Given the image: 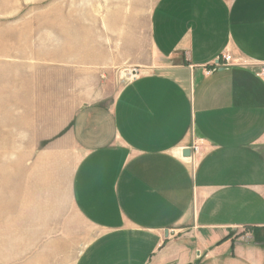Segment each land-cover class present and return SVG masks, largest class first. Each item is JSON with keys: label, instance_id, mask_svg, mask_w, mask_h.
<instances>
[{"label": "crops", "instance_id": "crops-1", "mask_svg": "<svg viewBox=\"0 0 264 264\" xmlns=\"http://www.w3.org/2000/svg\"><path fill=\"white\" fill-rule=\"evenodd\" d=\"M108 1L6 110L8 262L264 264V0Z\"/></svg>", "mask_w": 264, "mask_h": 264}, {"label": "rangeland", "instance_id": "rangeland-1", "mask_svg": "<svg viewBox=\"0 0 264 264\" xmlns=\"http://www.w3.org/2000/svg\"><path fill=\"white\" fill-rule=\"evenodd\" d=\"M108 4V0H0V178L5 179L8 170L22 169L25 160L13 158V151L28 146L17 142L21 137L15 135L13 126L21 119L13 115L17 111H8L11 117H7V108L22 103L18 94L23 87L28 92L46 85L56 65L53 56L64 44L62 29L73 22L86 24V7ZM132 68L120 71L114 87L130 79L128 71ZM114 87L113 92L117 89ZM1 211L6 213L8 208L0 207ZM4 218L0 215V264H15L8 260L19 257L8 252L16 250L18 239L7 237L8 228L13 231L15 227Z\"/></svg>", "mask_w": 264, "mask_h": 264}, {"label": "built area", "instance_id": "built-area-1", "mask_svg": "<svg viewBox=\"0 0 264 264\" xmlns=\"http://www.w3.org/2000/svg\"><path fill=\"white\" fill-rule=\"evenodd\" d=\"M232 60L231 57L229 55H222V61H220L219 59L216 60V62L214 63V68H219V67H226L231 65ZM264 71V69H263ZM128 74L130 76V79L134 78L135 76L138 75V70L132 68L128 71ZM191 153L190 156L188 157L190 160H193V157H195V155H197L199 153V145L194 143L191 148Z\"/></svg>", "mask_w": 264, "mask_h": 264}, {"label": "water", "instance_id": "water-1", "mask_svg": "<svg viewBox=\"0 0 264 264\" xmlns=\"http://www.w3.org/2000/svg\"><path fill=\"white\" fill-rule=\"evenodd\" d=\"M183 155L184 156H189L190 155V149L186 148L185 150H183Z\"/></svg>", "mask_w": 264, "mask_h": 264}]
</instances>
